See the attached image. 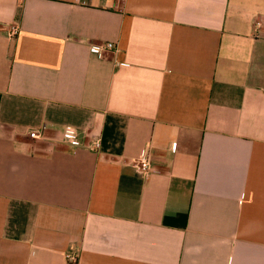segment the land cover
Wrapping results in <instances>:
<instances>
[{
  "label": "crops",
  "instance_id": "crops-1",
  "mask_svg": "<svg viewBox=\"0 0 264 264\" xmlns=\"http://www.w3.org/2000/svg\"><path fill=\"white\" fill-rule=\"evenodd\" d=\"M69 253L264 264V0H0V264Z\"/></svg>",
  "mask_w": 264,
  "mask_h": 264
},
{
  "label": "built area",
  "instance_id": "built-area-1",
  "mask_svg": "<svg viewBox=\"0 0 264 264\" xmlns=\"http://www.w3.org/2000/svg\"><path fill=\"white\" fill-rule=\"evenodd\" d=\"M118 1L122 2L124 0H118ZM17 32H18V26L17 25L11 26L10 33H9L10 37L13 38L14 36H16ZM113 47H114L113 43L107 42L104 45L91 46V51L102 55L105 52V50L112 49ZM77 133H78V130L76 128L66 127L64 130V137L68 141L75 142V140L77 139V136H76ZM30 136L32 138H37L39 137V134L37 131H33V132H30ZM94 146L98 147L99 143L95 142ZM151 161H152L151 154L149 151H146L145 154L137 161L136 167L138 168L140 172L147 173L151 169ZM67 261L70 264H74L76 263L77 258L76 256L69 253L67 254Z\"/></svg>",
  "mask_w": 264,
  "mask_h": 264
}]
</instances>
